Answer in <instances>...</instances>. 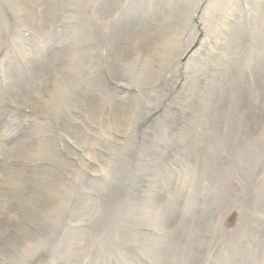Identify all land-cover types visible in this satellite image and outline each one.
<instances>
[{"label": "bare ground", "instance_id": "6f19581e", "mask_svg": "<svg viewBox=\"0 0 264 264\" xmlns=\"http://www.w3.org/2000/svg\"><path fill=\"white\" fill-rule=\"evenodd\" d=\"M4 2L0 0V51L5 50L6 53L5 59L0 61V69L4 78V81L0 79V129L4 120H6L7 113L20 104L36 112L38 118L43 120L42 122L51 118L50 123H41V131L50 133L57 111L66 107L70 108L71 111L68 118L75 125L84 142L91 134L93 136H103L109 142L111 140L115 141L116 144L117 142L121 143L123 140V143L131 140L132 146L130 149L135 148L123 152H120V149L123 148H119L112 161L114 164L109 167L107 178L92 177L86 185H81L83 188L74 187L69 194L62 193V199L58 200L55 191L59 187L63 176H58L59 174L57 175L50 170L51 165H46V169L38 171L34 169V165H28L31 158L37 159V154L43 143L34 142V146L31 147L29 142H26L10 151L5 147L11 144L8 146L3 145L5 151L1 156L7 160L15 159L16 163L8 170L0 166V260L4 261L2 264H25L29 257L38 253L53 261L76 262L75 264H138L139 261L136 262L131 255V246L137 242L139 237L137 232L142 218V209L145 206H152L153 199L151 201L149 199L153 194H160L157 183L155 184L148 179L152 180L151 176H153L155 182L160 180V187L169 190L172 179L164 174L173 171L177 166H183L189 161L192 165H184L186 170L192 169L197 172L201 164H204L205 168L207 165H213L215 146L209 145L208 149L210 151H207L205 144L210 140L217 143L215 136L220 132L229 136L235 130L244 129L245 122H241V120L249 106L248 88L251 86V94L257 95L264 86V57L245 61L246 49L244 46L237 47V58L242 62L232 66H221L222 68H218L214 76L216 81L222 79L223 76L220 74L222 69L225 70L226 76L238 75V78L230 83L226 82L227 79L220 81L218 95H221L223 101L216 119L211 122V117L208 116L210 106L206 105L204 107V103L207 101L206 95H201L202 97H199L198 100L202 98L203 102L186 109L184 115L172 116L171 120L176 123L177 131L187 134V143L183 140L182 147H179L175 142L166 143L165 126H160V129L155 131L156 126L147 124L144 120L143 113L145 111L152 112V107H148L143 98L138 99V96H132L134 99L132 104L121 106L116 88L109 85V80L115 82L119 80L121 83L124 79L132 80L134 74H138L137 80L145 90L152 89L157 83L162 84L165 82L164 65H166V57L169 53L172 56V48L175 47L174 39L178 34L174 33L163 41H157L160 30H157L158 26L156 28V25L160 24V20L154 19L150 23L146 22L151 20L153 11L158 12L160 5L166 4V0H24L21 10L13 3L6 5ZM251 2L253 1L251 0ZM26 3L28 5L25 6ZM175 3L177 4L178 1ZM21 11H23V15L29 22V28L25 32L31 31L34 36L36 34L42 35L41 43H50L51 48L41 47L39 52L35 53L34 51L33 54H29L30 56L27 57L29 51L24 48L19 50L18 53L15 52L19 37L17 33L18 24L23 23L21 18H18ZM189 15L192 16V14ZM151 32L154 33L151 34ZM149 34L151 35L146 39ZM22 36L23 41H29L27 35ZM150 38L157 42L150 43ZM256 42L261 43L259 39H256L254 43ZM146 47L149 52L145 58V55L142 56V54L144 53L143 49ZM16 55L25 56L26 62L19 65ZM139 57L143 58V62L140 64V71L137 73L136 60ZM22 60L24 61V59ZM139 62L140 60H138ZM213 74L214 72L212 76ZM212 78L206 79V81L212 80ZM58 80H62V85H57ZM218 83L216 82V84ZM229 91H231V94L227 98ZM196 92H193L195 98L198 97ZM87 101L91 103L90 109H84V104ZM128 107L131 108L130 112H127ZM263 110L264 104H262L259 111L254 109L253 114L257 115ZM106 117L109 121L105 126ZM252 121L250 122L252 123ZM138 125L145 126V131L137 129ZM258 128L259 124L255 128V134H258L256 133ZM9 131L11 134L14 133L13 128H10ZM112 131L118 134H113ZM23 132L24 130L19 131L18 137ZM10 142H12L11 138ZM259 148L258 150H260ZM94 151L97 152L95 148ZM180 151L184 153L185 157L179 154ZM87 157L89 156L87 155ZM159 158L160 163L164 160L175 165H164V168H162L163 165L157 164ZM87 167L92 168L91 165H87ZM159 171L160 176L157 174ZM152 184H154L153 190H151ZM209 185L212 186L213 183ZM214 185L215 194H218L220 187L215 183ZM162 195L167 200L171 199L166 193ZM173 207H175L174 204ZM203 209L206 210L205 207ZM157 210L159 211L150 215L149 220L154 230L160 228V209ZM80 217L84 223L82 227H80ZM166 218L165 216L162 225ZM72 233H76V238H70ZM171 236L175 238V234ZM154 254L153 259L147 264H160V248L159 250L154 249ZM37 264H45V262L39 260Z\"/></svg>", "mask_w": 264, "mask_h": 264}, {"label": "rangeland", "instance_id": "374dc122", "mask_svg": "<svg viewBox=\"0 0 264 264\" xmlns=\"http://www.w3.org/2000/svg\"><path fill=\"white\" fill-rule=\"evenodd\" d=\"M2 1L4 2L5 0H1V2ZM176 1H178L177 4L175 3ZM252 1L253 2H251V0L248 1L247 0H166V4H161L158 12L153 11L151 13L152 14L151 20L146 22V23H150L154 19H157L158 21L160 20L161 25L160 24L156 25V28L158 26L157 30H160L158 33L159 37L158 38L156 37L157 41H163L167 37L173 35L174 33L178 34V36L174 39L175 47L172 48V56L171 53H169L166 57V62H165L166 65H164L165 82L162 84L157 83L152 89L145 90L141 86L140 82L137 80L138 74H134V79L132 80L124 79L122 83L119 80H116V82L109 80V85L111 87L116 88L120 105L126 106V104L127 105L132 104L134 102L132 96H138V99L143 98L144 103L148 107H152V112L145 111L143 113V118L147 122V124H154L156 126L155 131L159 130L160 126H165L166 128L165 137L167 138L166 143L175 142L179 147H182L183 140L187 143V134L185 132L177 131L176 123L171 120L172 116L184 115L186 109L192 108L194 104L198 105L199 102L202 103L203 99L200 98V100H198V98L206 95L207 101L204 103V107L206 105L210 106L208 108V116L211 117L210 120L212 122L213 120L216 119L217 112L223 101L221 95H218L219 93L218 90L220 89L221 82L227 79L226 82L230 83L233 80H235V78L236 79L238 78L237 74L226 76L225 70L222 69L220 74L223 76L222 77L223 80L220 79L219 81H216L214 80V76L217 69L222 68L225 65L232 66L234 64H238L242 62L239 61L237 58L238 46H244V48L247 50V51L245 50V57H244V59L246 58L245 61L252 60L254 58H258L262 56L264 57V43H263L264 42V25H263L264 0H252ZM23 2L24 0H12V1L6 0L4 3L6 5H8V3H13L21 10V7L23 6ZM26 5H28V3H26L25 6ZM18 8L17 10H19ZM189 14H192V16ZM18 16H19L18 18H21L23 23L18 24L17 33L19 34V37L17 41V47L15 50L16 53H18L19 50L24 48L27 51H29L28 54L26 55L27 57L33 54L34 51L35 53L39 52L41 50V47L47 46V48L48 47L51 48L52 45L50 43L49 44L41 43V40L43 38L42 35L36 34L34 36V34L31 31L25 32L29 28L28 27L29 22H27L28 20L23 15V11L19 12ZM253 21L255 22V24ZM251 22L253 23V25ZM213 28L215 29V31H213L214 30ZM253 28L255 29L253 30ZM152 33L154 32H151V34ZM151 34L147 35L146 39ZM235 34L238 36H236ZM22 35H27L29 37V41H25V40L23 41ZM179 38L180 40H178ZM256 39L257 40L259 39L261 43L260 42L254 43ZM149 41L150 43L152 42V44L154 42H157L154 41L153 38H150ZM146 48L143 49L144 53L142 54V56L145 55V58L149 52V49ZM1 51H0L1 53L0 61L5 59V54H6L5 50H1ZM181 55L183 56V58ZM192 58L194 59L193 61ZM22 59H24V61ZM26 59L30 60L29 58ZM16 60L19 65L20 63L24 64V62H26L25 56L16 55ZM138 60H140L139 63ZM136 62H137L136 72L138 73L140 71V64L143 62V58L141 57L137 58ZM198 63L200 64V66ZM213 72L214 74L212 76ZM2 76L3 74L0 69V79L4 81V78ZM210 78H212V80L206 81V79H210ZM61 81L62 80H58L57 85H62ZM216 82L219 83L216 84ZM248 89H249V94H248L249 106L245 116L241 120V122H245L244 129L235 130L229 136H226L223 132L217 134L215 136V139L218 143V147L215 141L213 140H210L208 142L206 141L207 143L205 144V149L207 147V151H210V149H208L209 145L215 146V150H217V151L214 150L215 159L213 165L211 166L207 165V167L205 168L204 164H201L197 172L193 171L192 169L186 170L184 165L187 164L192 165L189 161L185 163L183 166H177L173 171L164 174L172 179V185L170 186L169 190H164L163 187H160V180L158 182H155L153 176H151L153 181L148 179L149 181L155 184L157 183V186L160 188V194H153L149 199V201L153 199L152 206H150L151 209L149 206H145V208L142 209V218H141V222L139 223V228L137 232V235L139 236L138 240L141 241L137 240V242L133 243L131 246V255L136 260V262L139 261L137 262L138 264L150 263V261L153 259V256L155 255L154 249L159 250V248H160V264H188V263L189 264H264V168H263L264 167V110L262 111L263 113L260 112L257 115L253 114L254 109L256 111H259L262 104H264V86L260 89V93L257 95L251 94V86ZM194 91L195 92L197 91L196 92L198 94L197 98H195L193 95ZM230 94L231 91L227 93L226 97L229 98ZM90 108H91V103L87 101L84 104V109H90ZM30 110H31L30 108L28 109L19 104L15 106L14 109H12L7 113V117L5 118L6 120H4L2 127L0 129V166L7 168L8 170V168H10L12 165H15L16 163L15 159L7 160L5 157L1 156V154L5 151L4 147H2L3 145L8 146L11 144L10 146L5 147L8 148V151H10L16 149L21 144L26 142H29L31 147L34 146V142L43 143L37 154V159L31 158L29 160V164L28 163L27 164L34 165V169L36 171L46 169L47 168L46 165H51L52 167L50 168L48 167L50 170L54 171L57 175L59 174L58 176H63V179L61 180L58 187L59 189L57 188V190L55 191V196H57L56 198L58 200L62 199L64 193L69 194V192L74 187L83 188L82 186L86 185L88 183V180L90 181L92 177L93 178L100 177L102 179L107 178L110 169L109 167H111V165L114 164L112 163V161L114 159L115 153H117L119 148H123L120 149L121 150L120 152H123L125 150L126 151L133 150L135 148L134 147L130 149V147L132 146L131 140H127L124 143L123 140L121 143L117 142L116 144L114 143L115 141L113 142L111 140L109 142L103 136H93L91 134L87 138V141L84 142L81 139V135L78 133L75 125H73L70 119L68 118L71 111L70 108H66V107H63L62 109H59L57 111L58 113H56V117H54L53 119V124L51 126L50 133L41 131L42 128L41 123L42 124L50 123L51 118H49L45 122H42L43 120L38 118V114L36 112H33V110L31 111ZM130 110L131 108L128 107L127 112H130ZM251 117L253 118L251 119ZM251 120H253L252 123L250 122ZM108 121L109 119L106 117L104 121L105 126L107 125ZM38 123L40 124L38 125ZM258 124H259V128L256 131V133L258 134H255V128ZM26 125L27 126L30 125V126L27 127ZM10 128L14 129V133L12 134L10 133L9 131ZM137 129L145 131L146 127L143 125H138ZM23 130L24 132L18 137L19 131H23ZM112 133L118 134L114 131H112ZM10 138L12 142H10ZM178 138H182V139H178ZM30 140L33 142H31ZM232 142L235 143L233 144ZM246 142L248 143V145H246L247 144ZM94 148L96 149L97 152L94 151ZM258 148L260 150H258ZM179 154L185 157L182 151H180ZM87 155L89 157H87ZM239 156L240 158H238ZM39 162L42 163L40 164ZM157 164L163 165L162 168H164V165H170V164L175 165L174 163L166 162L164 160L162 163H160V158L157 159ZM39 165H41V167H39ZM87 165H91L92 168H88ZM160 168L158 169L160 170ZM157 174L160 176V171L157 172ZM237 180L239 184L237 183ZM210 182L213 183L212 185L213 187L209 185L211 184ZM214 183L218 187H220L218 190H220L221 192L219 191L218 194H215ZM238 185L240 186V188ZM195 186L197 187L196 189ZM153 187L154 184L151 185V190H153ZM181 189L184 191H182ZM223 190H225L224 194H223ZM164 193H166L167 196L170 197L171 199L167 200V198L162 195ZM173 204L175 206L173 207L175 210L172 208ZM203 206L206 208V210L203 209L204 208ZM157 209H160L159 212L160 228L154 230V228L151 227L149 220H150V215L152 213L159 211ZM207 209L210 211L208 212ZM165 216L167 218L164 224L166 223L167 224L162 225L161 223L163 222ZM233 217L234 219L236 218V220H234V222L231 225H229L228 223ZM80 218L78 219L80 220ZM80 222H81L80 227H82L84 225L82 218ZM140 227L143 228L144 230L141 229ZM174 234H175V238L171 236ZM76 236H77L76 233H72L70 238L73 239L76 238ZM186 242L188 243L187 245L185 244ZM32 258L34 259V261ZM39 260L44 261L45 264L48 263L54 264V262L55 264L76 263V262L66 263L64 261H53L50 260L48 257L44 256L43 254L38 253L32 257H29L28 260L25 261V264H37ZM3 262L4 261L0 260V264H2Z\"/></svg>", "mask_w": 264, "mask_h": 264}]
</instances>
